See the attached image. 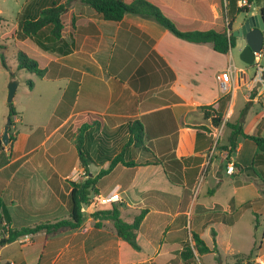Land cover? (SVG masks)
Listing matches in <instances>:
<instances>
[{"label": "crops", "instance_id": "0c3cea01", "mask_svg": "<svg viewBox=\"0 0 264 264\" xmlns=\"http://www.w3.org/2000/svg\"><path fill=\"white\" fill-rule=\"evenodd\" d=\"M33 1L66 3L64 16L73 17L74 26L63 32L71 48L68 53L39 46V51L28 53L32 48L25 42L30 38L16 42L19 49L40 60L45 69L40 78L65 79V87L51 111L53 123L42 125L43 136L37 144L38 136L33 137L31 128L17 127L18 112L8 128V143L0 149V200L8 211L9 225L32 226L67 217L69 175L73 169L84 170L75 146L77 136L92 158L89 171L94 164L98 172L134 136L130 124L136 120L142 123L143 142L130 143L124 153L125 161L136 163H118L104 176H114L108 191L117 187L120 192L121 218L131 222L142 209L146 213L137 230L138 249L118 236L110 220L95 219L91 211L83 212L84 221L75 229L39 231L1 246L0 264H186L180 251L194 244L193 232L211 249L216 247L217 251L209 252L223 264L217 247L225 242L226 250L233 251L236 213L225 209L237 201L239 174L246 173L260 185V194L240 206L251 210L257 226L258 215L264 216V166L258 167V173L247 170L256 146L250 163L241 165L234 153L240 154L237 139L242 136L236 138L232 151L228 141L229 123L237 121L245 133L264 136V88L259 81L264 44L250 65L249 77L247 68L235 63L233 48L217 52L210 43L177 37L153 19L127 13L121 21L106 20L81 0H27L21 15ZM152 1L178 27L199 30L227 25L219 23L223 2L225 20L233 19L231 33L243 15L259 14L264 6V0H250L249 11L239 14L238 0L235 5L229 0ZM205 4L211 18L199 13V5ZM2 13L0 39L14 29ZM244 45L242 39H235L238 53ZM221 55L231 60L228 68L219 64ZM226 70L231 71L234 84L231 93L221 92L217 81ZM202 105L223 111L218 127L204 117ZM3 130L0 125V140ZM229 161L235 164L233 173L226 171ZM96 186L99 193L108 192L98 182ZM223 194L228 195L225 200ZM207 225L212 227L210 239L203 235ZM198 255L195 252L191 264H197ZM236 255L241 254H232L231 264H264V231L259 249L250 258L238 261Z\"/></svg>", "mask_w": 264, "mask_h": 264}, {"label": "trees", "instance_id": "16d2710c", "mask_svg": "<svg viewBox=\"0 0 264 264\" xmlns=\"http://www.w3.org/2000/svg\"><path fill=\"white\" fill-rule=\"evenodd\" d=\"M83 3L90 6L96 12L106 20L121 21L123 16L127 13L136 14L144 18L153 19L160 23L174 35L179 38L195 42V43H210L213 49L217 52L227 53L233 46H235L236 37L231 33V24L233 19L228 24L220 29H184L178 27L175 22L169 17L164 8L154 3L152 0H81ZM237 0H229V2L235 5ZM250 0H248V3ZM223 6V2H222ZM66 3H58L52 1L48 4H38V2H30L23 10L18 23V30L16 35L18 38H30L33 39L36 44L44 49L50 51H56L59 53H68L71 51L69 43L63 38V32L67 31L69 26L67 24V15L64 16L66 11ZM249 7L243 6L237 8V13L248 12ZM261 14L264 19V6L261 8ZM199 13L202 16L211 18L212 13L208 4L199 5ZM2 17L0 16V24ZM71 27L74 26V18L70 20ZM228 30L230 33L228 34ZM18 61L17 68L19 70H26L31 73H35L37 76L42 77L45 73V69L40 67V60L28 55L26 52L19 50L16 54ZM1 65L7 69L9 66L1 57ZM12 78L14 74L10 72ZM29 86H32V81L27 82ZM9 112L8 117L11 120L10 126L13 124V117L17 114L14 109L13 103L8 102ZM204 117L209 119L214 127H218L223 120V111L221 109L214 108L213 105H202L199 107ZM134 126H138L134 128ZM231 127V133L229 136L230 150H234L236 147V138L241 135L242 137L254 142L256 151L253 156L251 165L247 170L254 173H258V167L264 166V136L260 134H248L242 129L240 121L235 123H229ZM130 133L134 136L130 137L129 142L124 145L122 151L117 155L110 158V162L106 168H101L96 174L90 175L89 164L92 162V158L89 153L83 149L80 144V137L75 139V146L78 152L79 163L83 167L87 177L79 182H70L69 191V215L67 217L57 219L54 222H40L32 226L11 227L9 225V214L4 204L0 200V247L10 243L25 235L34 234L39 231L46 233H54L60 229H75L79 227L84 221V214L81 211V207L87 204L90 197L93 194H97V182L98 180L109 173V171L118 163L124 165H133L134 161H125L124 153L130 143L136 142L140 144L143 142L142 123L136 120L130 124ZM9 133V141H10ZM3 148L2 141L0 140V149ZM235 165V164H234ZM248 202H245L243 206H247ZM92 217L95 219H108L112 222L115 232L122 239L127 241L133 248L138 249L137 243V230L146 213V209H142L136 214L131 222L125 221L120 216V204L114 203L108 207L93 210ZM193 245L186 244L180 251V257L186 264H191L194 259V254L217 251L214 246L212 249L207 246L204 240L198 233H192ZM195 249V252H194ZM252 253L236 255L238 261L242 259L250 258ZM8 264V263H7Z\"/></svg>", "mask_w": 264, "mask_h": 264}, {"label": "rangeland", "instance_id": "374dc122", "mask_svg": "<svg viewBox=\"0 0 264 264\" xmlns=\"http://www.w3.org/2000/svg\"><path fill=\"white\" fill-rule=\"evenodd\" d=\"M27 0H0V10H2V16L8 20V27H13L14 29L3 36L4 39H0V125H5L6 119L8 117L9 106L7 101V86L11 80L16 81V89L12 99V103L16 112L19 113L20 122L17 123V127L22 131H27L30 128L33 131V137H37L36 143L43 136V127L47 121L49 123L52 121V117H50L51 111L54 107V103L61 93L62 89L65 87V79H57V80H48L45 78H40L35 73L28 72L26 70H19L17 68L18 61L16 59V54L19 50H23L22 48H18L16 42L20 39L17 37L16 26L21 16V9ZM222 16L219 18V23L226 25L227 20H225V7H221ZM242 14V12H239ZM238 14V15H239ZM2 23V22H1ZM5 22L3 23V25ZM67 24H70V18L67 16ZM210 25V24H209ZM208 25V26H209ZM5 26V25H4ZM207 26V25H206ZM6 28L4 27L2 32H5ZM14 33V35L12 34ZM26 47L28 48V53H32L34 50H40L38 45L33 39H29L28 42H25ZM232 56L235 60L236 64L242 65L247 68L248 74L247 76L252 75V68L249 64L243 62L239 53L235 46L232 47ZM219 59V64H227V68L229 64H231V60L228 59L227 56H223ZM1 57L4 58V61L9 66L10 70L5 69L1 65ZM42 59V58H41ZM43 61V60H42ZM262 63H264V57L262 59ZM10 72L14 74V78L11 77ZM28 81H32V86L28 85ZM53 123V122H51ZM49 125V124H48ZM69 142V139H68ZM238 150L240 154L236 152L234 153V157H236L237 162L241 165H248L251 159V153L255 151V144L246 140L242 137H238ZM242 145V146H241ZM71 158V156H70ZM74 158V157H73ZM72 163L73 159H72ZM80 167V166H79ZM90 170L92 175L96 174V170L99 169L98 166L91 164ZM78 169V168H77ZM81 170V169H79ZM80 174L79 177L73 178L69 175V186L70 182L75 181L79 182L84 180L87 175L84 170ZM204 173H202V176ZM241 185H239L237 189L236 202H232V206L229 210L225 209L227 212L236 213V221L232 227V237L231 242V252L226 250V243L224 242L220 247H217L219 252L221 253V257L223 260V264H231L233 262L232 254H249L252 255L259 249L260 243L262 241L263 231H264V216L258 215V220L260 225H255L254 215L252 214L250 209H243L240 206V203L243 201H247L251 198H254L258 194H260V185H256L255 181H253L246 173L239 174L238 176ZM114 176L113 174L109 176H103L98 184L103 189V191H108L110 187L114 184ZM258 183L262 185L261 180H257ZM251 182V183H250ZM209 187L212 188V185L209 184ZM105 189V190H104ZM99 192V191H98ZM234 193V192H232ZM226 194V193H225ZM223 194V200H225L228 195ZM210 203V201H209ZM88 210H92V207ZM96 210V209H95ZM218 226V225H217ZM204 238L210 239L212 234V227L207 225L204 230ZM220 248V249H219ZM226 251V252H225ZM4 254L6 251H3ZM228 252V253H227ZM197 264H220L221 259L215 253H201L198 255Z\"/></svg>", "mask_w": 264, "mask_h": 264}, {"label": "water", "instance_id": "95a60500", "mask_svg": "<svg viewBox=\"0 0 264 264\" xmlns=\"http://www.w3.org/2000/svg\"><path fill=\"white\" fill-rule=\"evenodd\" d=\"M264 19L261 13L255 15H248L247 13L242 16L241 21L236 29L233 30L232 35L240 38L245 42V45L239 52L240 59L246 64L252 65L255 61L256 54L261 52L264 44ZM264 76V73L262 74ZM16 81L11 80L7 86V101L12 102ZM11 120L9 117L6 119L4 125L1 141L3 144L8 143V128ZM91 175V174H90Z\"/></svg>", "mask_w": 264, "mask_h": 264}, {"label": "built area", "instance_id": "2783aa9c", "mask_svg": "<svg viewBox=\"0 0 264 264\" xmlns=\"http://www.w3.org/2000/svg\"><path fill=\"white\" fill-rule=\"evenodd\" d=\"M237 4L239 7L249 5L248 0H238ZM229 33H230V31L228 30V34ZM256 55L258 56L259 53ZM263 73H264V67L261 66L259 68V81L264 88V76H262ZM217 81H218V85H219L221 92L231 93L233 91L234 84L231 80V71L230 70H226V71H223L220 74H218ZM80 171L81 170L73 169L70 176L73 178L79 177L80 174L83 173ZM226 171L228 173H233V171H234V163L233 162L229 161L227 163ZM121 200H122V197L120 195L118 188L114 187L110 191H108L107 193L93 194L90 197L89 202L81 207V211L86 212V213L91 212L92 210H88L91 207L93 210L105 208V207H108L114 203H118Z\"/></svg>", "mask_w": 264, "mask_h": 264}]
</instances>
